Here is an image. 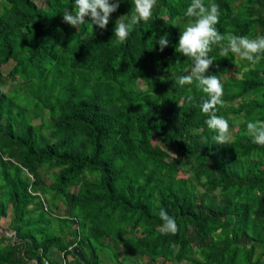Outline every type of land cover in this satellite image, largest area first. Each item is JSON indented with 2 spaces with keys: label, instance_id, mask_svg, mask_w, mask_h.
<instances>
[{
  "label": "trees",
  "instance_id": "trees-1",
  "mask_svg": "<svg viewBox=\"0 0 264 264\" xmlns=\"http://www.w3.org/2000/svg\"><path fill=\"white\" fill-rule=\"evenodd\" d=\"M210 3L221 34L264 35V0ZM189 4L157 0L118 43L134 0L105 29L64 23L75 0H0V264H85L75 245L89 264H264V145L247 132L264 120V57L212 46L231 136L216 143L207 94L178 82Z\"/></svg>",
  "mask_w": 264,
  "mask_h": 264
},
{
  "label": "clouds",
  "instance_id": "clouds-1",
  "mask_svg": "<svg viewBox=\"0 0 264 264\" xmlns=\"http://www.w3.org/2000/svg\"><path fill=\"white\" fill-rule=\"evenodd\" d=\"M121 2L122 0H111V2L110 0H75V10H64L63 22L77 29L85 22H89L86 18H90L92 27L98 26L100 29H105L109 23L110 14L117 11ZM156 3L157 0H134V14L130 18L128 15H121L116 20L114 36L118 43L127 40L134 26L151 18ZM185 15L193 19L189 20L180 31L175 50L185 57H191L193 62L188 73L178 77L179 85H192L196 82V87L207 94V98L201 104V111L208 115L205 123L216 133L214 137L216 143L230 144L229 122L223 116L217 115V106H223L224 103L222 79L216 74L205 75L215 61L214 57L209 56V52L212 51V46L216 45L220 47L223 57H227L231 52L255 64L264 57V35L250 38L221 34L215 27L219 22V5L216 3L206 5L205 0H190ZM157 43L163 51L168 46L167 35L160 36ZM186 100L191 103L194 97L188 95ZM247 132L254 143L264 145V120L248 121ZM159 216L164 222L162 230L165 233L175 234L178 231L175 218L169 216L164 209L160 210Z\"/></svg>",
  "mask_w": 264,
  "mask_h": 264
},
{
  "label": "water",
  "instance_id": "water-1",
  "mask_svg": "<svg viewBox=\"0 0 264 264\" xmlns=\"http://www.w3.org/2000/svg\"><path fill=\"white\" fill-rule=\"evenodd\" d=\"M73 252L75 255L78 256V258L84 262L85 264H89L88 258L86 257L84 250L79 246V245H75L73 247Z\"/></svg>",
  "mask_w": 264,
  "mask_h": 264
},
{
  "label": "rangeland",
  "instance_id": "rangeland-1",
  "mask_svg": "<svg viewBox=\"0 0 264 264\" xmlns=\"http://www.w3.org/2000/svg\"><path fill=\"white\" fill-rule=\"evenodd\" d=\"M10 66H11V64L7 65L5 68V71H7ZM236 74H239V76H240V73H236ZM105 264H112V261L109 258H106ZM175 264H188V263L187 262H181V263H175Z\"/></svg>",
  "mask_w": 264,
  "mask_h": 264
},
{
  "label": "built area",
  "instance_id": "built-area-1",
  "mask_svg": "<svg viewBox=\"0 0 264 264\" xmlns=\"http://www.w3.org/2000/svg\"><path fill=\"white\" fill-rule=\"evenodd\" d=\"M70 248H73V246H71ZM64 264H66V261L64 262Z\"/></svg>",
  "mask_w": 264,
  "mask_h": 264
}]
</instances>
